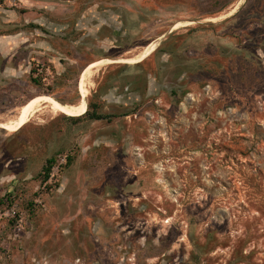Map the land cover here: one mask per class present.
Returning a JSON list of instances; mask_svg holds the SVG:
<instances>
[{
	"label": "rangeland",
	"instance_id": "374dc122",
	"mask_svg": "<svg viewBox=\"0 0 264 264\" xmlns=\"http://www.w3.org/2000/svg\"><path fill=\"white\" fill-rule=\"evenodd\" d=\"M149 43L98 65L87 98L161 61L175 90L152 113L51 103L0 126V264H264V0H0V122L79 102L87 62Z\"/></svg>",
	"mask_w": 264,
	"mask_h": 264
},
{
	"label": "flooded vegetation",
	"instance_id": "af4514ba",
	"mask_svg": "<svg viewBox=\"0 0 264 264\" xmlns=\"http://www.w3.org/2000/svg\"><path fill=\"white\" fill-rule=\"evenodd\" d=\"M95 60L99 59H94L93 61ZM113 63L133 65L122 62ZM84 66L81 70L84 69ZM142 70L139 76L131 79L128 78L123 70L116 72L113 78L104 79L103 77L101 82H98L93 89V103L90 104V100L86 97V110L83 115L89 114L91 116L93 114V120L98 121L107 119H125L128 121L131 116L136 117L137 113L146 115L152 113L151 110L162 103V99L156 96L159 97L160 92L164 88H167L170 92L175 90V87L171 85L170 79L174 72L167 71L161 61L155 64L152 72L147 71V68L144 67ZM78 76L76 79V90ZM69 118L77 119V117Z\"/></svg>",
	"mask_w": 264,
	"mask_h": 264
},
{
	"label": "bare ground",
	"instance_id": "6f19581e",
	"mask_svg": "<svg viewBox=\"0 0 264 264\" xmlns=\"http://www.w3.org/2000/svg\"><path fill=\"white\" fill-rule=\"evenodd\" d=\"M181 24L174 25L173 28L179 27ZM155 44L149 43L147 46L143 48V51L133 57L124 58V59H104V60H96L92 63L87 64L80 75L78 76L77 90L81 96V99L77 103H58L51 97L43 96L33 102L30 106L26 107L21 113L17 116L7 119L5 121L0 122V126L4 128L16 127L23 123L29 121L31 117H33L37 112H39L42 108L46 107L51 103L59 105L62 109L67 110L71 113H83L86 109L85 99L89 92V87L91 85L94 73V69L98 67V65L109 64L113 62H122V63H136L137 61L143 59L147 55H149L154 50ZM101 67V66H100ZM100 69V68H99ZM98 69V70H99ZM56 106V105H55Z\"/></svg>",
	"mask_w": 264,
	"mask_h": 264
},
{
	"label": "built area",
	"instance_id": "2783aa9c",
	"mask_svg": "<svg viewBox=\"0 0 264 264\" xmlns=\"http://www.w3.org/2000/svg\"><path fill=\"white\" fill-rule=\"evenodd\" d=\"M68 157L69 153H59L55 156V162L50 167L48 178L45 182H43V185L55 178L59 169L65 164ZM7 213L15 218V227L19 229V226L21 225V217L15 212L14 206H11ZM14 235H17V233H14Z\"/></svg>",
	"mask_w": 264,
	"mask_h": 264
},
{
	"label": "trees",
	"instance_id": "16d2710c",
	"mask_svg": "<svg viewBox=\"0 0 264 264\" xmlns=\"http://www.w3.org/2000/svg\"><path fill=\"white\" fill-rule=\"evenodd\" d=\"M32 81L36 82L34 79H32ZM84 113H85V111L83 113H80V114H77V113H73V114H75V115H83ZM73 117H78V116H74L73 115ZM90 118L93 119V114L90 116ZM56 155L47 158L45 160V163L42 165L41 171H40V174H39V176L41 177V180H40L41 183H43V182H45L47 180L50 167L55 162V156ZM71 163H72V158L68 157L62 168L66 169ZM7 201L9 202V200H7Z\"/></svg>",
	"mask_w": 264,
	"mask_h": 264
}]
</instances>
